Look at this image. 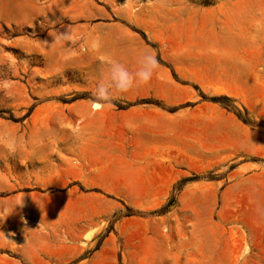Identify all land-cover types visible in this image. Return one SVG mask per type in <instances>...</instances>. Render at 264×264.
Listing matches in <instances>:
<instances>
[{"label":"rangeland","instance_id":"1","mask_svg":"<svg viewBox=\"0 0 264 264\" xmlns=\"http://www.w3.org/2000/svg\"><path fill=\"white\" fill-rule=\"evenodd\" d=\"M144 54L152 79L93 106L105 62ZM86 232L67 264L149 233L177 264H264V0H0V264Z\"/></svg>","mask_w":264,"mask_h":264},{"label":"crops","instance_id":"2","mask_svg":"<svg viewBox=\"0 0 264 264\" xmlns=\"http://www.w3.org/2000/svg\"><path fill=\"white\" fill-rule=\"evenodd\" d=\"M161 186V185H160ZM156 185V183H151L146 186V190L142 193L136 195L132 199H129L130 203H151L155 202L154 199L156 194L159 193L158 188L160 187ZM161 194H163V198L166 197L171 190V184L166 183L161 187ZM160 200H157L156 203H160ZM129 220H138L140 224H142V220L145 219L143 216H128ZM82 234V242L83 245H73L70 246L67 252L58 258V261L51 264H67V261L74 258L78 253L82 252L85 248L89 246V242L94 238L95 232ZM133 239H136L135 242H127L128 238H131V235L127 238V235L124 234V240L122 244L123 250V264H177L178 254L177 251H174V245H176L177 241H173L171 238L170 244L168 243L167 237H164L161 233L155 235L153 233H149L146 235L139 234L137 237L132 235ZM210 239L203 238V244H207ZM170 245V246H169ZM104 249H98L93 252L88 258L81 259L74 264H117L116 259L113 256L109 255L111 251H114L111 246L104 244ZM169 246V247H168ZM164 249H167L170 252V255H166L165 258L162 254ZM36 264V263H32Z\"/></svg>","mask_w":264,"mask_h":264},{"label":"clouds","instance_id":"3","mask_svg":"<svg viewBox=\"0 0 264 264\" xmlns=\"http://www.w3.org/2000/svg\"><path fill=\"white\" fill-rule=\"evenodd\" d=\"M106 77L97 81L94 85L92 95L95 98V107L103 108L111 104L116 96L127 93L134 87L147 84L153 77L158 62L153 54H144L137 61V67L130 71L121 62L110 59L105 62ZM63 242L70 243L67 237Z\"/></svg>","mask_w":264,"mask_h":264},{"label":"trees","instance_id":"4","mask_svg":"<svg viewBox=\"0 0 264 264\" xmlns=\"http://www.w3.org/2000/svg\"><path fill=\"white\" fill-rule=\"evenodd\" d=\"M172 201H173V199H170L168 204H170Z\"/></svg>","mask_w":264,"mask_h":264},{"label":"bare ground","instance_id":"5","mask_svg":"<svg viewBox=\"0 0 264 264\" xmlns=\"http://www.w3.org/2000/svg\"><path fill=\"white\" fill-rule=\"evenodd\" d=\"M95 105V103H93V106Z\"/></svg>","mask_w":264,"mask_h":264}]
</instances>
